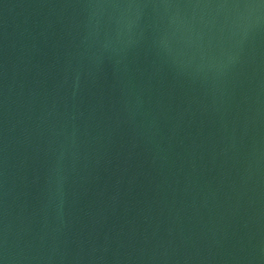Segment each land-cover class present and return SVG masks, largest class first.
<instances>
[{
    "label": "water",
    "instance_id": "1",
    "mask_svg": "<svg viewBox=\"0 0 264 264\" xmlns=\"http://www.w3.org/2000/svg\"><path fill=\"white\" fill-rule=\"evenodd\" d=\"M2 264H264V0H0Z\"/></svg>",
    "mask_w": 264,
    "mask_h": 264
},
{
    "label": "snow or ice",
    "instance_id": "2",
    "mask_svg": "<svg viewBox=\"0 0 264 264\" xmlns=\"http://www.w3.org/2000/svg\"><path fill=\"white\" fill-rule=\"evenodd\" d=\"M0 264H2V262H0Z\"/></svg>",
    "mask_w": 264,
    "mask_h": 264
}]
</instances>
